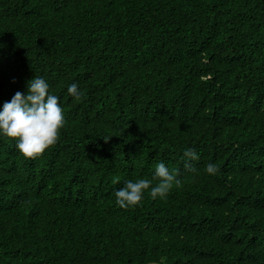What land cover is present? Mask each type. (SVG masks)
Wrapping results in <instances>:
<instances>
[{
    "label": "trees",
    "instance_id": "1",
    "mask_svg": "<svg viewBox=\"0 0 264 264\" xmlns=\"http://www.w3.org/2000/svg\"><path fill=\"white\" fill-rule=\"evenodd\" d=\"M33 76L66 123L0 137V264H264V0H0V105ZM158 162L180 183L117 205Z\"/></svg>",
    "mask_w": 264,
    "mask_h": 264
},
{
    "label": "clouds",
    "instance_id": "2",
    "mask_svg": "<svg viewBox=\"0 0 264 264\" xmlns=\"http://www.w3.org/2000/svg\"><path fill=\"white\" fill-rule=\"evenodd\" d=\"M67 93L75 100L83 96L76 82L67 87ZM66 123L59 97L50 91L48 81L33 76L26 82V91H17L9 101L0 105V137L15 142V148L25 158H36L58 140L59 130ZM185 163L198 160L192 149L184 151ZM204 171L215 175L218 167L208 163ZM152 179L157 182L155 185ZM152 179L138 178L125 181L123 187L115 191L116 204L121 208L138 205L145 190L151 198H165L174 184L180 181L175 169H169L163 162L155 165Z\"/></svg>",
    "mask_w": 264,
    "mask_h": 264
}]
</instances>
